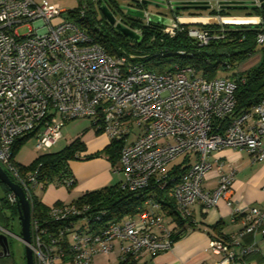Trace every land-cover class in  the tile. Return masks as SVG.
Instances as JSON below:
<instances>
[{
	"label": "built area",
	"instance_id": "obj_1",
	"mask_svg": "<svg viewBox=\"0 0 264 264\" xmlns=\"http://www.w3.org/2000/svg\"><path fill=\"white\" fill-rule=\"evenodd\" d=\"M165 6L172 15L157 14L164 36L172 38L186 30L200 47L226 37L223 19L228 15L221 8L204 16L182 15L171 2ZM72 14L74 8L64 9L49 0H0V165L30 202L29 246L34 264H97V255L114 251L120 253V264H141L147 253L174 245L162 203L154 198H148L136 215L118 220L107 218L104 209L76 202L49 205L45 217L34 214L37 191L50 184L40 179L41 164L22 172L14 144L32 135L38 150L51 149L62 137L63 125L78 117L91 118L111 142L122 143L114 166L123 176L121 188L166 189L183 219L193 216L197 202L210 208L221 198L226 200L232 221L241 218L244 227L229 239L211 238L212 252L222 256L216 264H262L246 259L256 250V241L240 249L235 246L241 245L246 234L264 229V209L233 196L235 170L226 171L221 160L218 185L206 189L204 182L213 166L210 154L214 150L245 149L253 161L264 160V96L237 112L236 89L245 76L235 73L233 80L218 72L208 79L202 70L179 63L161 72L150 69L144 58L163 55L164 49L149 51L150 55H111ZM79 14L84 17L85 6ZM145 14L143 19H154L151 12ZM199 16L216 18L217 23L210 28L181 21ZM25 26L29 32L22 34ZM256 42L264 49V27L259 28ZM222 65L227 71L234 67L228 60ZM180 156H184L180 169L173 173L171 167ZM61 182L69 187L74 178ZM5 201L18 207L19 197L10 189ZM9 233L0 224L3 257L12 254L4 252L1 240L2 235L8 239Z\"/></svg>",
	"mask_w": 264,
	"mask_h": 264
},
{
	"label": "trees",
	"instance_id": "obj_2",
	"mask_svg": "<svg viewBox=\"0 0 264 264\" xmlns=\"http://www.w3.org/2000/svg\"><path fill=\"white\" fill-rule=\"evenodd\" d=\"M79 1V5L74 7L73 17L78 25L86 30L92 40L99 43L111 55H150L149 51L162 48L165 50V54L144 58L145 63L150 69L161 72L179 63L202 70L208 79L214 78L220 69H226L222 65L223 60H228L234 66L236 61L245 59L250 56V53H254L258 49L256 42L257 32L260 27H264V3H262L260 6L253 7L255 11L254 15L261 18L259 24L240 26L225 24V38L214 40L208 45L200 47L193 43V40L187 35L186 30L179 32L172 38L164 36L159 19L147 21L128 14L126 9L121 6L124 0H104L119 21L132 29L140 31L141 38L137 40L129 37L108 21L100 9L101 0H96L97 3H95V0ZM129 3L131 7L142 8V6L134 4L132 1H129ZM96 4L99 8H96ZM83 6H85L84 17L79 14ZM225 9L226 7H222L220 11L224 15H226ZM198 26L211 28L215 24ZM179 51H184L185 53L181 54ZM235 75L237 76V74ZM239 76H245L246 81L240 82L236 89L237 112L258 103L264 96V60L259 66L252 68L246 73H239ZM30 136L32 135H27L16 140L13 147L14 157H16L22 148V144ZM121 147L122 143L113 141L102 151L83 156L82 153L86 150V145L79 136L60 151L46 152L39 155L28 166L22 165L17 161L16 163L20 166L22 172L35 170L41 164L40 179L46 185H49L57 181L61 182L65 177H73L69 168V163L72 160L105 155L111 160L113 167L116 166L119 162ZM180 164L182 163L173 165L171 172L178 171ZM2 184L6 192L9 193L10 189L4 183ZM73 185L74 183L69 187L71 188ZM148 198H154L156 201L162 203V208L166 213V221L172 230V240L174 243L184 237L188 229L195 225L192 217L183 219L177 214L174 200L168 196L166 189L159 187L149 186L144 190L129 191L121 188L120 183H118L85 192L72 202L91 204L93 210L104 209L107 211V218L118 220L139 213L140 208ZM61 203V201L56 202V204ZM5 208L18 212L17 206L11 207L8 205L4 197L0 199V211L2 212ZM48 211L49 206L44 204L40 197H35L34 214L45 217ZM250 254L246 256V259H255L259 263L264 262V255L261 253Z\"/></svg>",
	"mask_w": 264,
	"mask_h": 264
},
{
	"label": "crops",
	"instance_id": "obj_3",
	"mask_svg": "<svg viewBox=\"0 0 264 264\" xmlns=\"http://www.w3.org/2000/svg\"><path fill=\"white\" fill-rule=\"evenodd\" d=\"M49 1L66 9L62 5L63 0ZM79 136L81 135L77 137ZM74 139L69 140L67 144ZM82 140L86 145V150L82 153L83 156L102 151L110 144L109 138L89 141L88 137H83ZM210 160L213 162V166L205 177L204 186L206 189H214L218 185L219 169L217 162L221 160L225 164L226 171L231 168L235 170L233 196L246 204L264 209V160L253 161L245 149L233 147L212 151ZM69 168L75 181L74 185L70 188L58 181L50 184L48 188L42 191L44 196L41 200L44 204L49 206L58 201L72 202L85 192L118 184L123 178L122 174L114 169L111 160L105 155L72 160L69 163ZM192 211L195 225L188 229L186 235L176 241L169 250L155 254L147 253L141 260V264H147L149 261L152 264H216L222 256L212 252L210 248L211 238L227 239L244 227L241 218L235 222L232 221V209L223 198L210 208H206L204 204L197 202ZM253 241L257 243V250L250 255L255 253L264 255V229H260L254 234H246L241 238V245L235 246V248L240 249L241 246L249 245ZM251 261L258 262L255 259H251ZM233 264L240 263L235 262Z\"/></svg>",
	"mask_w": 264,
	"mask_h": 264
},
{
	"label": "rangeland",
	"instance_id": "obj_4",
	"mask_svg": "<svg viewBox=\"0 0 264 264\" xmlns=\"http://www.w3.org/2000/svg\"><path fill=\"white\" fill-rule=\"evenodd\" d=\"M163 3L159 4H149L147 9L144 11H149L153 14L154 19H160L157 15L158 13H163L167 15H172L170 9H167L165 4L174 3V2H205L208 7L200 9H178V13L182 15H189L191 13L209 16L216 13L221 8L223 2H230L241 4L242 3H255L260 0H160ZM128 4V0H124ZM79 0H63L62 5L66 9H71L79 5ZM95 3L97 1L95 0ZM101 6V2H100ZM96 8H99L96 4ZM143 8V7H142ZM255 11L253 8L248 7H232L226 8L225 14L228 16H246L254 15ZM118 20V19H117ZM119 21V20H118ZM121 22V21H120ZM22 34L29 32V27L25 26L20 29ZM264 60V49L260 46L253 53V55L248 56L245 59L236 61L232 70L220 69L219 74L223 77H230L231 79H236L237 76H234L235 73H246L254 67L259 66ZM78 135H81V138L88 137L89 141L101 140L102 138H109V136L103 132L97 130L93 124V120L89 117H78L67 121L62 127V137L51 149L38 150L36 148L37 139L35 136H30L27 138L26 142L22 144V148L15 157V160L25 166L30 165L36 157L46 152H57L63 149L68 145V141L74 139ZM110 140V139H109ZM105 142V141H103ZM111 142V141H110ZM183 157H179L176 162L182 161ZM6 189L2 182H0V199H3L6 194ZM40 198L44 196L43 192L37 191ZM56 204V203H55ZM0 224L5 226L9 231L8 240L11 251L10 257H3L0 261V264H26V252H25V243L20 238L22 237V226L19 217V213L15 212L10 208H5L2 212L0 211ZM97 264H120V253L119 251H114L107 254L97 255L95 258ZM147 264H152L150 261ZM264 264V262H263Z\"/></svg>",
	"mask_w": 264,
	"mask_h": 264
},
{
	"label": "water",
	"instance_id": "obj_5",
	"mask_svg": "<svg viewBox=\"0 0 264 264\" xmlns=\"http://www.w3.org/2000/svg\"><path fill=\"white\" fill-rule=\"evenodd\" d=\"M147 2H151L154 4L163 3L160 0H145ZM261 3H264V0H260ZM176 9H200V8H206L208 7L205 2H174L173 3ZM258 6L255 3H242L236 4V3H230V2H223L222 7L226 8H232V7H256ZM133 7V6H132ZM123 8L126 9L127 13L135 16L138 14H135L130 11V8L127 6H124ZM101 11L106 16L108 21L115 25L117 29L128 35L129 37L133 39H140L141 35L138 34L135 30H133L131 27L127 26L126 24L120 22L117 20L116 16L113 14V12L110 10V8L107 6V4L104 2V0H101ZM143 15H141L140 18L145 17V12L142 11ZM182 23L184 25H208V24H215L217 23L216 18H210V17H183L181 19ZM225 24H231V25H254L259 24L261 22V19L259 16H226L223 19ZM0 181L4 183L9 189H11L18 197H19V204H18V213L21 221L22 226V239L25 243V252H26V264H34V255L32 248L29 246V243L31 242V234H30V223H31V206L30 202L27 198L26 192L24 189L16 182H14L10 176L7 174V172L2 168L0 165ZM2 245L4 247V252H8L10 250L9 242L6 236H1Z\"/></svg>",
	"mask_w": 264,
	"mask_h": 264
},
{
	"label": "flooded vegetation",
	"instance_id": "obj_6",
	"mask_svg": "<svg viewBox=\"0 0 264 264\" xmlns=\"http://www.w3.org/2000/svg\"><path fill=\"white\" fill-rule=\"evenodd\" d=\"M129 1H132L134 4H137V5H139V6H142L143 8H138V9H141V10H146L147 9V7H148V5L149 4H152L151 2H147V1H145V0H129ZM129 1H128V4L127 3H125V2H123V4H121V6L122 7H124V6H130L129 4ZM136 8V7H135ZM10 257V256H9ZM3 258V256L1 255L0 256V261H1V259Z\"/></svg>",
	"mask_w": 264,
	"mask_h": 264
},
{
	"label": "bare ground",
	"instance_id": "obj_7",
	"mask_svg": "<svg viewBox=\"0 0 264 264\" xmlns=\"http://www.w3.org/2000/svg\"><path fill=\"white\" fill-rule=\"evenodd\" d=\"M127 7L130 8V11H131V12H133V13H135V14H138L137 16L141 17V15H143V13H142L143 10L138 9V8H135V7H131V6H127ZM144 12H145V11H144ZM145 16H146V14H145ZM154 17H155V16H153V14H152V18H154ZM142 18H143V17H142Z\"/></svg>",
	"mask_w": 264,
	"mask_h": 264
}]
</instances>
